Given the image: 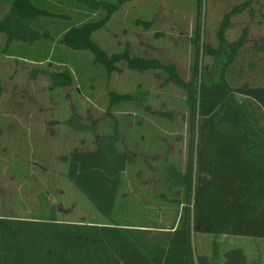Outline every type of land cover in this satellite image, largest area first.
I'll return each mask as SVG.
<instances>
[{"label": "trees", "instance_id": "trees-1", "mask_svg": "<svg viewBox=\"0 0 264 264\" xmlns=\"http://www.w3.org/2000/svg\"><path fill=\"white\" fill-rule=\"evenodd\" d=\"M129 1L0 0L10 6L8 13H0V33L6 35L2 52L34 63L65 64L78 75L84 70L74 61L80 52L90 53L91 65L108 75L120 63L140 72L159 67L127 50L108 54L95 40V33ZM196 4L193 75L184 81L174 67H166L186 92L185 161L163 162L153 206H138L125 191L128 170L141 164L137 152L119 148L107 135L97 149L75 150L66 158L67 179L107 221L60 220L55 205L41 195L38 214H0V264H264L260 253L252 257L244 245L224 243L228 237L264 241V82H231L244 34L230 44L234 52L220 75L204 68L207 54L219 56L221 45L228 44V20L220 26L216 52L204 40L205 0ZM254 47L264 53V42ZM255 66L250 62V68ZM1 88L0 81V93ZM132 96L147 102L148 91ZM122 99H110L109 114ZM157 207L175 209L170 225L158 223ZM198 234L207 235L210 252L198 247Z\"/></svg>", "mask_w": 264, "mask_h": 264}, {"label": "rangeland", "instance_id": "rangeland-1", "mask_svg": "<svg viewBox=\"0 0 264 264\" xmlns=\"http://www.w3.org/2000/svg\"><path fill=\"white\" fill-rule=\"evenodd\" d=\"M245 3L248 6L230 15ZM9 9L0 5L1 14ZM197 20L196 0L126 2L95 33V40L108 54L127 50L160 66L140 72L120 63L111 75L93 67L88 52L76 53L74 61L84 68L81 75L55 61L34 63L6 55L2 52L6 35L0 33V214H38L44 195L55 205L60 220L105 223L107 219L67 179L66 158L75 150L97 149L107 135L119 148L137 152L141 164L128 170L125 191L138 206L152 207L163 162L185 161L186 92L171 80L166 67H174L184 81L191 79ZM226 20L228 44L221 45L219 56L207 54L204 68L220 75L234 52L230 44L244 34L245 44L240 46L244 50L236 55L231 82H264V53L254 47L264 42V0H205L204 40L216 52L220 26ZM250 62L256 66L250 68ZM138 91H148L147 102L133 99ZM113 97L114 102L121 98L123 102L111 107L109 114ZM165 120L169 126L163 124ZM163 145L164 149L158 147ZM156 209L160 225L174 221L175 209ZM206 236L198 234L196 241L210 252ZM224 243L242 244L250 256L260 253L264 261V241L228 237Z\"/></svg>", "mask_w": 264, "mask_h": 264}]
</instances>
